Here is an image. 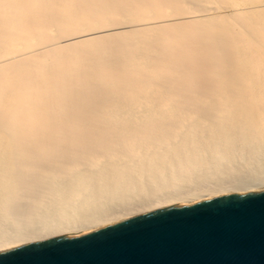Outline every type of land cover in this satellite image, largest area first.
I'll return each instance as SVG.
<instances>
[{"label":"bare ground","instance_id":"1","mask_svg":"<svg viewBox=\"0 0 264 264\" xmlns=\"http://www.w3.org/2000/svg\"><path fill=\"white\" fill-rule=\"evenodd\" d=\"M264 190V0H0V253Z\"/></svg>","mask_w":264,"mask_h":264},{"label":"water","instance_id":"2","mask_svg":"<svg viewBox=\"0 0 264 264\" xmlns=\"http://www.w3.org/2000/svg\"><path fill=\"white\" fill-rule=\"evenodd\" d=\"M0 264H264V190L0 253Z\"/></svg>","mask_w":264,"mask_h":264}]
</instances>
